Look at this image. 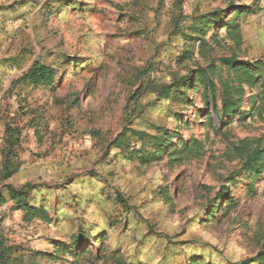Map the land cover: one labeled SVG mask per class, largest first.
Instances as JSON below:
<instances>
[{
	"label": "rangeland",
	"instance_id": "rangeland-1",
	"mask_svg": "<svg viewBox=\"0 0 264 264\" xmlns=\"http://www.w3.org/2000/svg\"><path fill=\"white\" fill-rule=\"evenodd\" d=\"M255 1L0 0V147L7 124L21 146L2 183L38 185L18 205L0 183L2 264H259L264 163L248 172L234 146L264 148V119L220 120L225 58L264 60ZM234 11L240 49L223 25ZM198 14L217 18L199 35ZM34 61L51 85L16 82ZM241 85L243 111L261 88ZM152 126L169 137L151 150L137 132ZM149 150L162 152L142 161Z\"/></svg>",
	"mask_w": 264,
	"mask_h": 264
},
{
	"label": "trees",
	"instance_id": "trees-1",
	"mask_svg": "<svg viewBox=\"0 0 264 264\" xmlns=\"http://www.w3.org/2000/svg\"><path fill=\"white\" fill-rule=\"evenodd\" d=\"M259 0L255 2L258 3ZM229 22H225L223 25L227 28V36L231 39L234 46L237 49H240L243 45V37L240 33V25L237 22L240 17L239 11H234ZM191 23L188 28L192 29L198 35L204 31V27H208L210 23L217 21V18L207 16L206 14H198L192 16ZM177 32H172V35H175ZM184 39H192V34L182 33ZM203 35V34H202ZM200 39V43L205 41L204 36H197ZM224 63L232 70L234 77L232 78V84L228 81H225L223 84L224 93L222 95V109L220 116V120L223 119V116H229L234 111L239 113L238 118L244 120L247 116L251 114H258L260 118L264 119V60L258 59L256 62H241L237 60L233 55L228 58H225ZM211 65V64H210ZM53 70L50 66H47L39 61H34L31 66L24 71L17 79V83L29 82L33 85L45 83L48 85L52 84L53 80ZM199 82L205 85V89H209V83L206 81L203 75H199ZM237 82V84H235ZM244 82L248 86H253L255 83H259L260 92L258 95L251 100V105L247 110L240 111V104L237 103V99L234 98L230 91H233L236 95H241L243 93V88L241 83ZM180 84H175L174 87L171 85H165L162 88L163 95L169 96L174 90L178 91ZM187 84H185L184 88H187ZM195 91H198V85L194 87ZM228 93V95H226ZM206 102V101H205ZM153 128V126H152ZM157 133H150L146 131H138L137 133L140 137L148 138L151 150L157 148L158 146H164L165 141L168 140V135L166 132H162L160 128L154 127ZM249 139L240 140L239 144L234 146V153L237 158L244 161V167L248 172L256 171L261 165L264 163V148H250ZM20 131L17 127H14L10 124H7L4 130L3 140L0 147V183L10 178L14 173H16L21 166V162L18 158L17 149H20ZM162 149V148H160ZM149 150L145 154H141L139 157L142 161H148L151 157L157 156L161 154V150H156L153 154L152 151ZM1 186L5 187L6 195L9 199H12L17 202L18 205H21L22 197L27 194L32 189H35L38 185H33L30 183H26L21 187L17 188L10 183H2ZM2 188V187H1ZM0 188V201L5 202L6 197L4 191ZM25 210V214L32 215L35 213L36 209L27 205ZM8 247L5 246L3 242V238L0 234V259L1 264L4 263V258L7 254ZM257 259L259 260V264H264V252L260 255L258 254ZM241 264H248L247 261L242 262Z\"/></svg>",
	"mask_w": 264,
	"mask_h": 264
}]
</instances>
